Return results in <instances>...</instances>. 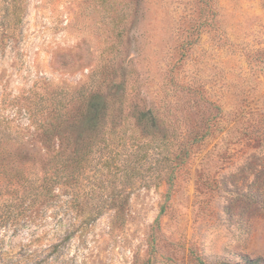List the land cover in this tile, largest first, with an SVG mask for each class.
I'll use <instances>...</instances> for the list:
<instances>
[{
    "label": "rangeland",
    "instance_id": "obj_1",
    "mask_svg": "<svg viewBox=\"0 0 264 264\" xmlns=\"http://www.w3.org/2000/svg\"><path fill=\"white\" fill-rule=\"evenodd\" d=\"M12 2L0 0V200L42 176L43 123L71 128L111 94L100 132L69 148L71 168L101 147L84 180L94 197L35 231L45 264L264 263V0ZM147 110L156 127L137 123ZM164 156L172 186L156 178ZM95 203L108 207L42 252ZM7 239L19 251L29 231Z\"/></svg>",
    "mask_w": 264,
    "mask_h": 264
},
{
    "label": "trees",
    "instance_id": "obj_2",
    "mask_svg": "<svg viewBox=\"0 0 264 264\" xmlns=\"http://www.w3.org/2000/svg\"><path fill=\"white\" fill-rule=\"evenodd\" d=\"M14 1L11 5H14ZM5 35L7 34L5 33ZM82 90H84V87H81L79 91ZM109 92H112V89ZM110 95L93 96L89 106L93 113L88 111L86 116L78 124L74 123L71 128L64 129V125H57L48 121L39 127L41 131L39 143L44 152V157L40 162L42 176L39 177L36 174L35 176L26 175L22 177L18 182V187L9 190L13 191L14 194L0 200V264H45L46 260L39 256L41 252L32 249L40 241L38 239L39 235H35V231L46 226L50 211L57 212L61 207H65L66 210H80L83 198L94 197L95 192H90V189L93 190L94 186L90 188V185L87 186L84 180L89 175L86 171L89 169V172H92L95 169L91 165L94 164L96 159L94 156L101 147L93 143L87 148V152L81 160L77 158L74 163L72 162L73 166L71 168L69 167L71 157L73 155L78 157V154L75 148L70 154L69 148L71 141L79 144L84 141L87 135L100 132L103 112L109 108L106 100ZM96 101L98 103L94 104ZM119 111L123 112L121 108ZM135 119L139 125L156 127L159 124L158 118L151 110L135 112ZM150 146L158 150L166 147L167 144L165 139L156 138L152 140ZM87 155L91 157L85 163ZM159 167H162L165 172L164 174H158L156 178L172 186L175 181L174 173L178 167L173 166L170 172H166L170 169V159L167 156L163 157L161 164H157L156 169L159 170ZM123 172L129 173V170L124 168ZM116 205L117 208L123 207L122 203ZM106 207H108V204L95 203L92 207L95 213L94 216L83 221L74 218V223L69 224L61 236L51 240L52 242L42 252L52 254L54 251H60L59 246L65 245V243L70 242L74 238L78 224V228H82L83 225H88L95 221ZM26 229L30 235L28 242L21 245L19 251L16 250L15 246L10 247L7 239L8 234L11 233L16 236L19 231ZM236 264L264 263L260 258L243 257Z\"/></svg>",
    "mask_w": 264,
    "mask_h": 264
}]
</instances>
